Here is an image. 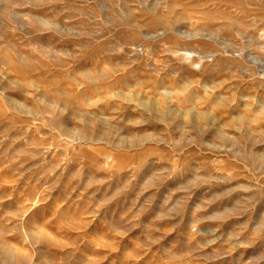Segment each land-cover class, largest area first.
<instances>
[{"label":"rangeland","instance_id":"rangeland-1","mask_svg":"<svg viewBox=\"0 0 264 264\" xmlns=\"http://www.w3.org/2000/svg\"><path fill=\"white\" fill-rule=\"evenodd\" d=\"M0 264H264V0H0Z\"/></svg>","mask_w":264,"mask_h":264}]
</instances>
